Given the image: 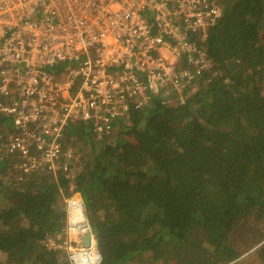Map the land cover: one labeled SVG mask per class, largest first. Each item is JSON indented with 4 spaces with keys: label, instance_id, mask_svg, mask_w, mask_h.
I'll list each match as a JSON object with an SVG mask.
<instances>
[{
    "label": "trees",
    "instance_id": "trees-1",
    "mask_svg": "<svg viewBox=\"0 0 264 264\" xmlns=\"http://www.w3.org/2000/svg\"><path fill=\"white\" fill-rule=\"evenodd\" d=\"M208 1L223 19L206 40L191 39L219 76H199L183 103L159 95L133 106L102 139L73 124L67 136L80 155L70 172H35L19 190L1 185L0 264H72L47 246L67 230L71 191L84 200L100 264H238L231 237L264 219V0ZM14 132L4 134L0 117V142ZM13 161L0 160V177ZM255 251L264 264V243Z\"/></svg>",
    "mask_w": 264,
    "mask_h": 264
},
{
    "label": "built area",
    "instance_id": "built-area-1",
    "mask_svg": "<svg viewBox=\"0 0 264 264\" xmlns=\"http://www.w3.org/2000/svg\"><path fill=\"white\" fill-rule=\"evenodd\" d=\"M223 14L208 0H0V117L5 135L9 119L15 131L3 142L12 178L70 172L73 124L102 139L133 106L159 95L183 103L199 76L215 80L206 47L191 38L206 40ZM68 224L47 246L93 264L87 236Z\"/></svg>",
    "mask_w": 264,
    "mask_h": 264
},
{
    "label": "rangeland",
    "instance_id": "rangeland-1",
    "mask_svg": "<svg viewBox=\"0 0 264 264\" xmlns=\"http://www.w3.org/2000/svg\"><path fill=\"white\" fill-rule=\"evenodd\" d=\"M8 123H9L10 128L13 127L11 124L12 123L11 119H9ZM72 148L78 155H80V153L77 151L76 147H74L72 145ZM7 157H10L7 154V148L4 146L3 142H0V159H3V158L5 159ZM12 164H13V162L8 163L7 171L9 173L13 174L14 170H13ZM24 180L17 182L12 178L11 174H7V176L3 179H2V177H0V186L7 184V186L11 187V189L17 187V189L19 190V189H23L25 187V181ZM13 184H15V186H13ZM73 193L74 194L77 193L80 195V196L77 195L79 198H77L74 202H80V198H82L81 194L78 191H71V193H69L68 195L65 196V202H66L67 207H68L67 219H68L69 223H70V217H71L70 216L71 215V213H70V202H72L70 200L74 197H77V196L71 197V195ZM8 198H9V200L7 199V201L11 205L12 200L10 197H8ZM241 225L242 226L240 228L238 227V232H237L236 236L231 237V243H232L233 247L237 251L243 253V255L239 258L238 264H263L262 261L260 260L259 254L256 253L255 249L257 246L264 243V219H260L257 221L255 219H249V220H247V223L241 224ZM68 226H69V224L67 225V227ZM73 237L76 238L75 235H73ZM4 258H5L4 254H0V259H4ZM147 264H178V263H177V260L168 262L166 259H164V260H162L161 263L158 262V263H147Z\"/></svg>",
    "mask_w": 264,
    "mask_h": 264
},
{
    "label": "bare ground",
    "instance_id": "bare-ground-1",
    "mask_svg": "<svg viewBox=\"0 0 264 264\" xmlns=\"http://www.w3.org/2000/svg\"><path fill=\"white\" fill-rule=\"evenodd\" d=\"M75 200H72L70 202V213H71V223L73 226V229L75 232L79 233V235L87 236L90 235V224L88 219H86L85 216V207L81 201L80 202H74ZM96 240L93 237V242L89 248V253L92 256V263L93 264H99L100 257L97 253V244Z\"/></svg>",
    "mask_w": 264,
    "mask_h": 264
},
{
    "label": "water",
    "instance_id": "water-1",
    "mask_svg": "<svg viewBox=\"0 0 264 264\" xmlns=\"http://www.w3.org/2000/svg\"><path fill=\"white\" fill-rule=\"evenodd\" d=\"M81 201L85 207V204H84V201L82 200L81 198ZM91 230V228H90ZM91 234L90 235H87V237L84 239V244L87 245V246H91L92 242H93V237L95 239V236L93 235L92 231L90 232ZM96 240V239H95ZM97 244V243H96Z\"/></svg>",
    "mask_w": 264,
    "mask_h": 264
},
{
    "label": "clouds",
    "instance_id": "clouds-1",
    "mask_svg": "<svg viewBox=\"0 0 264 264\" xmlns=\"http://www.w3.org/2000/svg\"><path fill=\"white\" fill-rule=\"evenodd\" d=\"M72 141V140H71ZM73 142V141H72ZM73 146H74V144H73ZM75 147V146H74ZM76 155H77V153H76ZM6 159V158H5ZM4 158L3 159H0V160H5ZM9 174H11V176H12V173H9ZM7 175H5V174H3L2 175V179L3 178H5ZM88 219V218H87ZM89 221V220H88ZM91 228V227H90ZM92 231V230H91ZM93 233V232H92ZM98 249V248H97Z\"/></svg>",
    "mask_w": 264,
    "mask_h": 264
}]
</instances>
